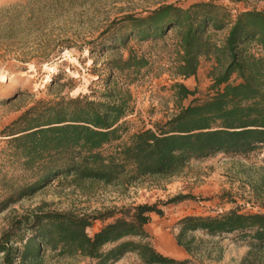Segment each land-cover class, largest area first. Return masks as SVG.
Listing matches in <instances>:
<instances>
[{
  "label": "rangeland",
  "instance_id": "rangeland-1",
  "mask_svg": "<svg viewBox=\"0 0 264 264\" xmlns=\"http://www.w3.org/2000/svg\"><path fill=\"white\" fill-rule=\"evenodd\" d=\"M200 1L226 6L232 21L240 11H264V0H0V240L12 231L16 233L14 241L23 239L13 247L22 248L32 232L18 229L17 221L32 222L39 212L82 216L112 211L117 217L122 209L156 203L163 215L151 214L146 225L151 243L159 252L183 259L190 256L175 240V225L182 217L214 216L231 209L264 212V148L246 157L218 153L191 159L168 177L105 183L62 175L28 192L24 189L39 180V168H30L20 148L3 136L4 127L38 100L44 104L86 97L111 103L113 98H125L122 140L126 141L140 129L164 123L192 99L212 96L216 92L213 73L226 65L225 54L218 55L219 59L216 55L200 56L195 75L184 77L178 70L182 52L176 30L155 39L133 36L124 45L110 40L127 15H145L162 4L187 7ZM229 28L213 32L217 45L223 44ZM106 30L107 39H101ZM244 47L246 52L264 58V48L255 41ZM127 58L134 59L133 63L141 59L144 64L124 69L115 66ZM230 81L240 79L233 74ZM175 83H183L194 94L180 100ZM8 98L12 99L3 103ZM184 195L188 198L173 201ZM114 217L92 220L87 233L92 235ZM193 235L203 240L196 242L199 250L194 264H245L242 259L248 247L233 235ZM41 255L37 264L96 263L79 254L61 253L59 248L44 247ZM258 256L251 255L248 261L257 264ZM138 263L137 255L128 253L112 264Z\"/></svg>",
  "mask_w": 264,
  "mask_h": 264
},
{
  "label": "trees",
  "instance_id": "trees-1",
  "mask_svg": "<svg viewBox=\"0 0 264 264\" xmlns=\"http://www.w3.org/2000/svg\"><path fill=\"white\" fill-rule=\"evenodd\" d=\"M121 24L120 31L123 28L125 34L114 32L112 43L124 45L133 36L140 40L160 38L171 29L176 30L182 52L178 70L184 77L195 75L200 56L216 55L219 59L218 55L225 54L226 65L212 77L216 92L203 100L192 99L164 123L140 129L126 141L122 140L125 98H113L111 103L86 97L44 104L38 100L2 131L9 142L20 148L26 164L39 168V180L24 190L40 189L62 175L105 183L168 177L181 171L191 159L218 153L246 157L264 148V58L246 52L244 47L255 41L264 48V11H240L232 21L229 9L214 1L195 2L187 7L162 4L145 15H127ZM229 25L223 44L217 45L213 32ZM108 32H102L100 38L106 40ZM133 60L127 58L115 66L124 69L144 64L141 59L136 63ZM233 74L239 82L230 81ZM174 86L180 100L194 94L183 83ZM184 198L188 197L173 201ZM153 213L161 216L163 210L156 203H144L120 210L117 217L112 211L82 216L39 212L32 222L17 221L18 229L32 232L22 248L13 247L15 242L23 241H14L16 233L3 235L0 264H15L16 260L19 264H37L44 247L79 254L94 259L95 264H112L128 253L137 255L138 264H194L199 250L196 242L203 241L193 235L196 232L209 238L233 235L248 247L243 263L251 264L249 257L259 255L257 264H264V212L231 209L214 216L182 217L175 225V240L190 256L183 259L165 255L152 245L146 225ZM110 217L113 220L92 235L87 233L92 220Z\"/></svg>",
  "mask_w": 264,
  "mask_h": 264
},
{
  "label": "bare ground",
  "instance_id": "bare-ground-1",
  "mask_svg": "<svg viewBox=\"0 0 264 264\" xmlns=\"http://www.w3.org/2000/svg\"><path fill=\"white\" fill-rule=\"evenodd\" d=\"M169 247H170V249H171V247L173 248V246H172L171 244H170V246H169Z\"/></svg>",
  "mask_w": 264,
  "mask_h": 264
}]
</instances>
